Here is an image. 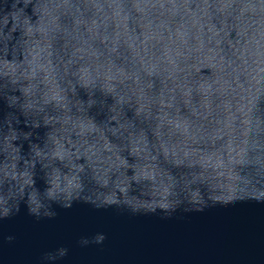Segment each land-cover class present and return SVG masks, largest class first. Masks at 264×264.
<instances>
[{"label":"water","instance_id":"95a60500","mask_svg":"<svg viewBox=\"0 0 264 264\" xmlns=\"http://www.w3.org/2000/svg\"><path fill=\"white\" fill-rule=\"evenodd\" d=\"M41 26L47 36L31 39L29 29ZM40 55L51 73L42 88L62 87L60 76L75 83L71 74L87 63L101 74L97 97L109 83L131 97L121 105L108 95L79 112L96 124L83 141L96 153L87 195L96 196L94 171L124 158L163 178L140 189L141 201L162 200L167 188L180 203L166 215L74 200L38 219L21 202L18 214L0 220V264H41L60 247L66 256L50 264H264V0H0V74L17 88L10 95L23 101L27 62ZM4 83L0 75V167L38 162L36 144L75 143L53 108L28 118L40 123L29 139L33 129L19 112L10 118L21 122L5 131ZM86 92L77 86L73 101ZM41 175L37 166L42 191ZM97 233L101 244H79Z\"/></svg>","mask_w":264,"mask_h":264},{"label":"clouds","instance_id":"9594fccd","mask_svg":"<svg viewBox=\"0 0 264 264\" xmlns=\"http://www.w3.org/2000/svg\"><path fill=\"white\" fill-rule=\"evenodd\" d=\"M38 34L47 36L48 29L43 26L36 30L29 29L31 39H37ZM5 47L7 48V42H5ZM46 59L44 55H40L39 58L33 56L27 62L25 68L27 84L26 87L19 89L23 93V101H21V97L9 94L17 88L9 87L7 74H0L5 81L4 99L7 108L11 110V113L5 116V131H7V127H13V124L21 122L19 117L14 120L10 118L11 115L19 112L25 116L26 126L33 129L30 134H25V137L29 139L36 134L35 130L40 128V123L36 121L33 124L31 119L28 118L31 115L41 114L48 111L49 108H53L60 114L57 123L65 129V134L75 138V143L66 144L63 140H58L52 147L40 146L35 143L36 151L33 153V159L38 162H34L28 168H18V163L9 164L7 162L0 167V220L18 214L21 202L25 203L30 215L39 219L41 217L52 218L56 215L55 211L52 210L53 204L69 207L74 200H83L86 203H91L96 208L126 207L133 214L138 212L153 213L157 209H163L166 215H170L177 208L180 201L170 202L169 197H175L177 193L166 188L162 200L141 201L138 195L140 189L147 187L149 184L155 187L163 178L157 177L155 172L150 174L146 170H141L137 165L129 164L124 158L120 164L112 161L108 167L95 170L90 179L95 181L96 196L93 198L91 195H87L84 177L88 176V169L94 163L92 158L96 153L86 149L83 141L95 136L96 124L94 123L91 127L84 124L78 118L79 112L82 110L89 112L93 108L100 107L106 103L105 97H108V95L117 97V103L121 105L129 102L131 97L127 96V93H122L117 87H113L111 83L106 85L105 95L102 97L100 94L97 97L95 90L98 87L101 74L98 69H94L91 64L87 63L81 65L79 71L71 74L75 83L66 79L67 76H60L62 87L55 89L42 88L41 82L51 77V73L48 76L44 75ZM75 62L70 61L71 64ZM109 79L112 80L114 77H109ZM15 83L16 81L13 80L12 84ZM77 86L87 89V100L77 99L73 101V96L78 97ZM186 131V129H181L177 125V132L186 133ZM157 134H160L159 130H157ZM141 135L146 139L144 131ZM16 139L21 140L18 131ZM136 143L133 140V144ZM17 151L20 154V147ZM86 151L88 153L87 159L81 164L78 162L77 157L84 158ZM138 151V148H134L133 155H136ZM117 159H121V157L117 156ZM37 166L45 184L42 191L35 186L34 177L37 175ZM128 169H132V175L126 174ZM196 179L197 177L193 176L190 183H194ZM106 189L111 190L107 195L105 194ZM158 192L159 189L156 188L153 196H156ZM198 195V191L192 192L193 197ZM185 211L188 210L185 209ZM6 239L11 242L14 237L8 236ZM104 239L105 236L102 233H97L91 239L81 238L79 244L81 246L101 244ZM66 254L67 249L64 247H60L54 252H46L41 257V264H50V262L63 258Z\"/></svg>","mask_w":264,"mask_h":264}]
</instances>
